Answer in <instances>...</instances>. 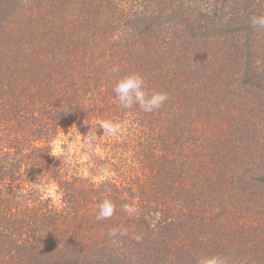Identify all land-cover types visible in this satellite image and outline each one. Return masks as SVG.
<instances>
[{
    "label": "trees",
    "instance_id": "obj_1",
    "mask_svg": "<svg viewBox=\"0 0 264 264\" xmlns=\"http://www.w3.org/2000/svg\"><path fill=\"white\" fill-rule=\"evenodd\" d=\"M254 15L264 0H0V264H196L212 253L264 264ZM130 71L167 93L159 110L119 107L112 88ZM105 118L122 131L86 160L78 145L68 160L49 155L58 126L84 134ZM49 184L59 201L43 197ZM105 197L116 212L97 221ZM120 225L129 233L114 241Z\"/></svg>",
    "mask_w": 264,
    "mask_h": 264
},
{
    "label": "clouds",
    "instance_id": "obj_2",
    "mask_svg": "<svg viewBox=\"0 0 264 264\" xmlns=\"http://www.w3.org/2000/svg\"><path fill=\"white\" fill-rule=\"evenodd\" d=\"M250 24L253 28L264 29V15H254L250 18ZM108 71L110 73H119L120 65L113 64ZM115 94V100L121 109L130 110L139 108L144 113H152L159 110L164 103L169 99L166 92L158 90H149L145 78L135 71H130L116 79L112 88ZM70 109V108H69ZM65 109L63 111H68ZM88 124V123H85ZM90 125V124H88ZM102 129V133L98 134L97 130ZM122 131V125L112 118L97 120L90 125L87 132L82 134L77 126L73 124L67 129V132L58 126V131L51 141L49 155L59 158L64 156L68 160L71 155V149L79 146L84 150V155L81 159L88 158L87 153L96 148V145L102 137L116 136ZM29 166H25L22 170L25 172ZM44 198L51 197L54 201H59L61 193L57 190L55 184H49L40 189ZM95 219L103 221L111 219L116 212V204L110 197H105L94 206ZM123 211L128 217H136L139 215L140 209L137 203L125 202L121 205ZM129 228L123 225L112 227L108 235L114 241H118L121 236H127ZM133 239L140 241L143 236L133 233ZM196 264H230V261L225 256L212 253L201 254L197 257Z\"/></svg>",
    "mask_w": 264,
    "mask_h": 264
},
{
    "label": "rangeland",
    "instance_id": "obj_3",
    "mask_svg": "<svg viewBox=\"0 0 264 264\" xmlns=\"http://www.w3.org/2000/svg\"><path fill=\"white\" fill-rule=\"evenodd\" d=\"M71 150H73V148Z\"/></svg>",
    "mask_w": 264,
    "mask_h": 264
}]
</instances>
